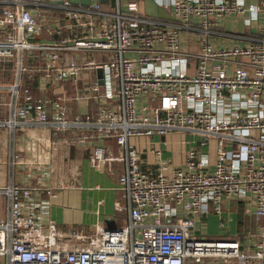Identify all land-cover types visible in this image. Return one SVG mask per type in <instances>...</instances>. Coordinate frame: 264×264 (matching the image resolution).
Wrapping results in <instances>:
<instances>
[{
    "label": "built area",
    "instance_id": "1",
    "mask_svg": "<svg viewBox=\"0 0 264 264\" xmlns=\"http://www.w3.org/2000/svg\"><path fill=\"white\" fill-rule=\"evenodd\" d=\"M154 1L171 11L174 21L147 16L138 0H0V64L14 61L17 66L8 86L11 99L0 101L5 113L0 130L14 138L24 128H93L80 143L114 138L123 148L119 181L128 209L124 223L76 232L70 238L79 244L68 248V237L51 218L52 190L38 197V186L13 181L0 186L7 202L6 216L0 218V264H208V259L264 264V29L263 37L245 45L211 42L215 27L229 15L243 18L246 25L264 19V0ZM185 32L199 36L192 73L189 54L181 49ZM80 51L106 57L59 63L62 53ZM36 52L48 59L43 72L52 71L58 82L77 79L83 70L103 71V86H91L90 98L99 103L92 121L72 119L63 97H35L23 84L24 56ZM4 88L0 84V92ZM2 104L8 105L7 112ZM170 133L192 136L182 139L191 146L184 165L168 174L157 149L155 170L143 171L139 149L130 139ZM113 158L106 146L96 144L90 163L100 169ZM21 159L12 150V170ZM224 199L253 207L262 225L257 237L245 242L195 235L198 220L212 204L220 213Z\"/></svg>",
    "mask_w": 264,
    "mask_h": 264
},
{
    "label": "crops",
    "instance_id": "2",
    "mask_svg": "<svg viewBox=\"0 0 264 264\" xmlns=\"http://www.w3.org/2000/svg\"><path fill=\"white\" fill-rule=\"evenodd\" d=\"M141 12L147 16L157 17L163 21H174L171 11L158 6L153 0H138ZM258 0H245L247 4ZM149 11V12H148ZM264 19L252 25H246L243 18L229 15L224 18L221 25L216 26L211 36V42L217 47L231 45H245L263 37ZM198 35L191 32L183 34L181 49L188 53V67L190 73L194 72L200 50ZM45 39H52V35L45 34ZM44 54L33 53L24 56V71L21 73L23 84L30 86L35 97L51 100L55 96L64 99L69 117L75 120L92 121L97 114L99 103L91 97L92 84L99 82L103 86V71L83 70L77 79L68 78L58 82L52 71H44ZM106 57L104 53L95 52H66L60 56L59 63L67 65L71 62L83 64L94 62ZM16 64H0V84L5 86L0 92V101L8 103L11 99L8 86L17 76ZM101 81L103 83H101ZM40 82L46 88L40 89ZM8 105L1 108L8 111ZM6 107V108H5ZM5 113L0 112V116ZM93 130V131H92ZM90 130H67L57 132L49 128H24L17 131L12 138L6 130H0V172L3 179L0 186H7L12 181L18 185H33L40 188L38 197L46 196V190H52L51 218L58 228L68 237L67 247H75L79 243L70 238L74 233H91L99 227L115 226L124 223L128 218L127 203L121 189L120 176L124 170V163L120 159L123 148L114 138H104L99 141L80 143L79 138ZM192 136L181 133H170L165 136L131 138L130 143L138 147L145 172H153L158 164L156 150L161 149L163 159L168 163L166 172L170 174L172 167L184 165L186 152L191 147L182 143L183 138ZM108 148L109 155L115 157L107 161L100 169L90 163V156L95 145ZM94 145V146H93ZM12 150L21 156V163L15 170L10 167V154ZM210 159L214 162L216 156V141L209 145ZM6 202V198H5ZM7 202L4 206L6 216ZM221 212L213 209L206 213L196 223L195 235L207 236L210 239H241L252 240L257 237L262 225L257 222L254 209L246 201L224 199L220 205ZM243 208L245 218L240 217ZM252 217L248 224L247 217ZM249 231V235L245 232ZM253 232V233H251ZM251 233V234H250ZM72 240L73 242L69 241Z\"/></svg>",
    "mask_w": 264,
    "mask_h": 264
},
{
    "label": "rangeland",
    "instance_id": "3",
    "mask_svg": "<svg viewBox=\"0 0 264 264\" xmlns=\"http://www.w3.org/2000/svg\"><path fill=\"white\" fill-rule=\"evenodd\" d=\"M154 1V0H153ZM156 3V2H155ZM157 4V3H156ZM158 5V4H157ZM149 12V11H148ZM42 15H47V14H43V13H41ZM2 174H4V173H2V172H0V182L2 181V179H3V176H2ZM5 204H6V202H5V197H0V218H3L4 217V206H5ZM242 210V211H241ZM239 211H241V213H240V217H241V219L243 220L244 218H245V216H244V212H243V208H241ZM247 221H248V224L250 225V223H253V225H254V222H252V217L251 216H249V217H247ZM246 234L247 233H249V231H246L245 232ZM251 233H253V232H251ZM250 233V234H251ZM247 235H249V234H247ZM199 237H201V238H207L208 239V237L207 236H201V235H198ZM69 241H71V242H73L72 240H69ZM188 261H190V259L188 260ZM206 263H208V264H224V261L223 260H221V259H208V260H206ZM228 264H236V260H229L228 261Z\"/></svg>",
    "mask_w": 264,
    "mask_h": 264
},
{
    "label": "water",
    "instance_id": "4",
    "mask_svg": "<svg viewBox=\"0 0 264 264\" xmlns=\"http://www.w3.org/2000/svg\"><path fill=\"white\" fill-rule=\"evenodd\" d=\"M75 3H78V2H81V3H83V4H89V2H90V0H73ZM101 2H106V1H108V0H100ZM113 2H114V0H113ZM99 71H102V70H99ZM101 83H103L102 81H101Z\"/></svg>",
    "mask_w": 264,
    "mask_h": 264
}]
</instances>
